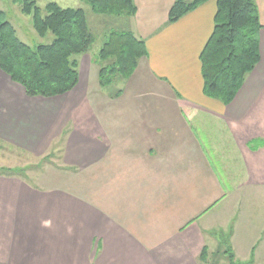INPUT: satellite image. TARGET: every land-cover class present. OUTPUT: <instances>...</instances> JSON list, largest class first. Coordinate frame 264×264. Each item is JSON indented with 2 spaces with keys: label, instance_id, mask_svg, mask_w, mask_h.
I'll list each match as a JSON object with an SVG mask.
<instances>
[{
  "label": "crops",
  "instance_id": "1",
  "mask_svg": "<svg viewBox=\"0 0 264 264\" xmlns=\"http://www.w3.org/2000/svg\"><path fill=\"white\" fill-rule=\"evenodd\" d=\"M176 1L134 0L127 31L148 56L116 98L96 86L88 56L77 87L54 98L28 97L0 69V141L37 156L60 142L75 172L59 188L0 177V264H201L209 222L225 229L233 210L235 242L255 225L237 216L243 189L264 194V0H254L260 62L227 106L204 94L202 76L217 0L170 24Z\"/></svg>",
  "mask_w": 264,
  "mask_h": 264
},
{
  "label": "trees",
  "instance_id": "2",
  "mask_svg": "<svg viewBox=\"0 0 264 264\" xmlns=\"http://www.w3.org/2000/svg\"><path fill=\"white\" fill-rule=\"evenodd\" d=\"M95 15L132 18L137 13L134 0H81ZM209 0H177L171 8L173 24ZM29 16L36 34L50 44L35 48L21 41L5 12H0V69L21 85L28 97L54 98L73 91L79 83V57L87 55L96 42L87 12L82 8H61L49 3L44 8L34 0H15ZM213 35L201 54L204 94L226 106L241 90L247 76L260 62L259 32L262 29L254 0H217ZM109 34V35H108ZM106 36L98 59V79L102 88L129 79L139 61L148 56L145 41L132 32L113 30ZM120 93V92H119ZM234 261L233 253H230ZM205 247L200 261L208 262Z\"/></svg>",
  "mask_w": 264,
  "mask_h": 264
},
{
  "label": "rangeland",
  "instance_id": "3",
  "mask_svg": "<svg viewBox=\"0 0 264 264\" xmlns=\"http://www.w3.org/2000/svg\"><path fill=\"white\" fill-rule=\"evenodd\" d=\"M188 1L192 2L194 0ZM41 5H44V3H41ZM76 5H78L76 2L74 3L73 0H70L69 4L61 5V7H80L87 12L89 25L95 35L96 42L91 51L84 56L90 58V60H87L86 65L87 68H91L93 75L96 69L98 70L100 66L104 65L98 59V54L106 40L107 34L113 30L127 31L129 23L126 22H129L130 18L122 19L121 17L115 16L95 15L86 4L80 2L79 6ZM0 11L6 13L7 20L15 27L19 39L30 47L35 48L40 44H50L53 41L54 37L51 34L44 39L36 34L32 26L31 18L22 13L19 2H14V0H0ZM82 58L83 56L79 57L78 60L82 61L85 57ZM119 80L123 81L121 78H118L116 85L113 84L106 88L108 89L106 92L111 94L109 97L116 98L122 94V91L119 90L121 88ZM90 83L94 86L93 77H91ZM98 85L100 84L97 83L96 86ZM100 87L98 86V88ZM101 111L104 114L105 110ZM70 125L71 127L67 128L69 131L74 128L72 122ZM63 155V145L60 142L55 143L47 154L37 156L25 150L10 146L5 141H0V177L18 178L34 186L59 188L73 185L75 172L67 168V163ZM243 190L247 193L241 195L242 201L241 205H239L241 210L240 214L238 213L237 219H245L247 217L246 219L251 220V222L255 221V225L248 228L251 230L246 229L241 232L244 240H237L235 242L236 240L234 241L232 234L233 228L227 227L233 225L232 221L235 217L233 210L231 212V218L227 215L225 222L217 225L225 226V229L212 226L209 222L210 225L208 228L213 238L206 244L208 249V262L206 264H264V194L259 192L263 189H259L256 194L246 189ZM225 197L228 198L229 204L233 205L235 203L234 205H237L239 199L237 195H226ZM214 232L217 236L213 235ZM231 252L233 253L234 261L230 257Z\"/></svg>",
  "mask_w": 264,
  "mask_h": 264
}]
</instances>
